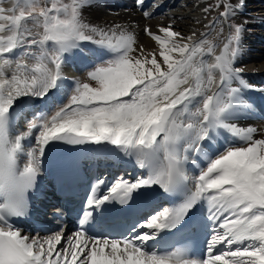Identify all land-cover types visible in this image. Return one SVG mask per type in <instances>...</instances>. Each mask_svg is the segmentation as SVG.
<instances>
[{
	"label": "snow or ice",
	"instance_id": "obj_1",
	"mask_svg": "<svg viewBox=\"0 0 264 264\" xmlns=\"http://www.w3.org/2000/svg\"><path fill=\"white\" fill-rule=\"evenodd\" d=\"M87 3L16 0L9 8L0 7V264H264V139L253 138L255 128L238 127L229 119L237 101L251 107L240 88L253 85L242 78L244 70L234 66L242 52L244 25L229 24L218 54V45L205 38L209 33L184 36L168 24L157 34L145 26V34L159 45L157 54L138 45L126 26L86 22L81 8ZM137 3L142 6L143 0ZM216 6L224 11L209 28L230 20L243 0H220ZM81 41L103 46L113 55L90 68L88 82L72 80L68 102L53 114L37 113L26 132L10 135V110L17 100L43 99L58 82L68 80L64 53ZM16 49L23 51L14 60ZM206 54L214 57L212 62L203 58ZM234 81L240 87H233ZM221 127L241 142L211 158L198 175L188 176L184 165L195 163L189 153H201L210 134ZM33 130L38 133L35 145L21 164L22 141ZM52 141L110 144L134 155L148 173L132 180L120 176L102 195L99 186L105 181L98 179L80 227L71 235L62 226L42 229L51 232L46 236L25 234L10 220L29 214V193ZM182 181L188 182L185 199L134 221L126 235L86 230L94 209L106 201L125 205L141 188L158 185L172 192ZM201 200L212 222L203 255L193 256L186 247L160 250L148 245L165 230L185 228V216Z\"/></svg>",
	"mask_w": 264,
	"mask_h": 264
},
{
	"label": "bare ground",
	"instance_id": "obj_2",
	"mask_svg": "<svg viewBox=\"0 0 264 264\" xmlns=\"http://www.w3.org/2000/svg\"><path fill=\"white\" fill-rule=\"evenodd\" d=\"M104 1L110 2V5H106V2L104 3L103 0H88V3L81 8V15L87 20L88 23L94 25L110 26L112 24H119L122 26H126L127 30L134 32L137 37V44L144 45L146 52L154 51L151 47L145 46H151L152 42L155 41H153L150 37L145 34V32L143 31L145 26L150 27L154 32L160 34L158 31L159 27L172 24L174 25V31H179L184 36L191 35L193 32H195L198 37L201 33H204L205 29L207 28L208 17L206 16L204 11V4L206 0H143L142 6L137 3V0ZM231 2L235 4L237 3V0H231ZM164 9L165 12L163 11ZM145 12L151 13V16L145 17ZM232 17L237 20L238 24L244 25V32L241 42L242 52L239 55L238 59L234 61V66L242 68L244 70L241 73V76L249 84L253 85V88H240V96L243 98L246 104L250 105L251 107L247 108V106L237 101V103L240 104V107L235 105L234 110H230L232 111V115L230 117H243L245 122H238L236 120V125L238 127L245 128L253 127L257 130L253 133L256 135V138L264 139V0H243V7L236 11L235 15H233ZM220 33L221 29H219L215 34H213V36L205 37L207 40L212 41L213 43L218 45L216 53H219L220 48H222L220 47L221 44L225 42L224 37H222L223 35H221ZM16 51L17 49L14 50L11 55V58L14 60L16 59V56L14 57ZM156 52L158 54V50ZM112 55L113 53L110 50L98 45L96 47H93V52L91 53V55L88 56L87 60L94 63L97 61H101L105 58H109ZM209 56L212 55L206 54L203 58L207 61L209 59ZM82 64L86 65L87 63H81L80 65L82 66ZM73 84V81L69 79L60 81L58 82L57 87L50 90L49 94L43 99L39 97L28 96H25L24 98L20 97L14 104L13 108L10 110L11 113L9 116V127L15 126V128L17 129L19 127H22L20 124L21 120L29 111L36 110L38 107L40 109L38 113L46 112V110H48L50 107V100L52 101L53 105H56V101L59 98H64L67 100L70 94L65 98L63 88L69 89V86H72ZM232 86L240 87L239 81H234ZM254 98H256L260 102L258 107H254V105H252L251 103V100ZM36 134L38 133L33 130V133L25 137L22 141L24 150L20 156L21 164L25 163L27 160L26 151L29 149V147L32 148L35 145ZM227 142H225V140L221 141L220 139V142L213 144L212 141L208 139L204 142L203 146H217V148L220 146H229L227 145ZM234 143L236 142L234 141ZM48 146L49 153L56 154L57 150L53 146V141L50 142ZM112 146L113 145L110 144L100 146L98 145V147L92 146V152L97 155V151L100 152L99 147L103 149L104 147L106 148ZM104 154L105 150H102L100 154L98 153V155L103 156ZM214 155H217V152L214 153L213 150L210 151L203 149V151L193 157V159L195 160V164L197 166L203 168L206 167L207 162L209 163L211 158H214ZM109 156L111 158H109V163L113 162V173H119L123 177L128 178L129 175L134 172L135 168L139 169V174L143 171H148L147 168H141L138 166L136 157L134 155L128 154L123 150H120L116 146L112 153L109 154ZM207 158L208 160L206 164L201 165L200 162L205 161ZM186 171L187 170H185V172ZM47 174L48 172L46 171V169L43 168L42 165V170L38 176L39 178H37V183L35 185L36 188L37 185H41L39 179H42L43 182L45 179L47 180ZM161 193H163L164 195L172 194L171 192L157 190L154 196H160ZM133 194L138 195L137 192H134ZM32 195L35 196V192ZM47 201L48 204L52 203L51 200ZM175 204H178L177 201H174L173 198H171L169 200V203L168 201L165 202L164 206H170ZM42 214H45V216L49 215L47 212H43ZM42 214L40 216L32 217L34 219H42ZM34 225H36L35 222L25 220V225H23L21 229L25 234H36L37 231ZM64 229L67 235H71L74 233L71 227H66ZM208 236L209 234L205 233L206 239L208 238Z\"/></svg>",
	"mask_w": 264,
	"mask_h": 264
},
{
	"label": "rangeland",
	"instance_id": "obj_3",
	"mask_svg": "<svg viewBox=\"0 0 264 264\" xmlns=\"http://www.w3.org/2000/svg\"><path fill=\"white\" fill-rule=\"evenodd\" d=\"M15 2H16V0H0V7L9 8V7L13 6V4ZM42 2H43V0H42ZM65 2H71V0H65ZM103 2L104 3L106 2V5H110L109 4L110 2H108V1H104L103 0ZM219 3H220V0H206V2L204 4V11H205V9H209V11H207V12L205 11L206 16L208 17V19H207V25H209L214 19H216L217 16L219 15V13H221V12L224 11L223 6H220V7H217L216 6ZM163 11L165 12V9ZM86 22H87V20H86ZM229 24H233L234 25V24H238V22H237V20L235 18L232 17L230 20H223L222 23L217 24L215 26V28H209V27H207L205 29L204 33H209V35H207L206 37H210V36H213V34H215L219 29H222V35H223L222 37H224V41L226 42V38L228 37L229 32H230ZM29 26H31V22H29ZM33 31L35 32V31H37V29L33 28ZM214 41H215V38H214ZM154 45H155V47H154ZM222 45H223V43L221 44L220 47H222ZM96 46H98V45H96V44H94L92 42H89V41H81V42H79V44H78L77 47H74L70 51H67V52L64 53L63 74L69 80L80 79L83 82H88V78H87V75H86L87 72L90 70V68L93 65H95V64H97V63H99V62L102 61L101 60V61H97V62H94L93 63V62L87 60L88 59V56L91 55V53L93 52V47H96ZM145 47H151L152 50H154V51L159 50V45L157 43H155V42H152V45L151 46H145ZM22 51H23L22 49H18V52H19L20 55H21V52ZM151 52H153V51H151ZM216 54H218V53H216ZM109 58H105L103 60H107ZM208 58L209 59L207 60V62H212V60L214 59L213 56H209ZM25 59H27L30 64H31V62L34 63V61L32 59H30V58L25 57ZM81 63H84V64L87 63V64L86 65H83L82 64V66H81L80 65ZM73 87H74V84L72 86H69V89L68 88H65V89L63 88L64 94H65V98L69 94L71 95V92H72ZM70 95H69V97H70ZM69 97H68L67 100L64 99V98L63 99L59 98L56 101L57 102L56 105H53L52 101H50L49 102L50 103V107H49L48 110H46L45 113H47L49 115L53 114L57 110L58 106H62L63 104H65V103L68 102ZM251 103H252V105H254V107H258V105H259L260 102L256 98H254V99L251 100ZM236 105L238 107H240V104L239 103H237ZM247 108H249V107H247ZM37 113H38V110L37 109L36 110L29 111L25 115V117L21 120V122H20V124H21L22 127H19L18 129L15 128V126L13 128L11 127L12 130H13L11 132V135H18L20 133L26 132L27 129H28L29 122H31V121L34 120V118H35V116H36ZM230 119L233 120V121H231L233 123H237V121L238 122H245V120L243 119V117H240V116H238V117H230ZM210 135H212L211 136L212 138L210 140L212 141L213 144H216L217 142H220V139H221V141H223V140H225V142L228 141L227 142L228 143L227 145L238 144V143L241 142V140H239V137H237V139H236V136L235 135H233L227 129H224L222 127L221 128H217L216 131L213 132V133H211ZM253 135H254V139H257L256 138V135L255 134H253ZM230 136H231V138H230ZM234 141L236 143H234ZM226 147L227 146H220L218 148H217V146H203V149L210 150V151L213 150L214 153L217 152V154H218V153H220L219 151L223 152ZM30 150H31V148L29 147V149L26 151V154ZM189 155L193 157V154L191 152L189 153ZM215 156L216 155H214V157ZM207 160H208V158L206 159L205 163L204 162H200L201 165H205L206 162H207ZM190 162H191V165H190ZM201 168L202 167L197 166L191 160L189 162H187L185 164V167H184V169L187 170L186 171L187 172L186 174L188 176H196V175H198V172L200 171ZM199 205H200V208L203 209V212H204L203 215L204 216H207L208 215V211H207V204H206V202L204 200H202V203H200ZM47 235H49V234H47ZM43 236H46V235H43Z\"/></svg>",
	"mask_w": 264,
	"mask_h": 264
}]
</instances>
